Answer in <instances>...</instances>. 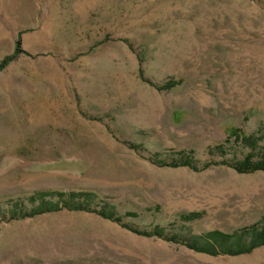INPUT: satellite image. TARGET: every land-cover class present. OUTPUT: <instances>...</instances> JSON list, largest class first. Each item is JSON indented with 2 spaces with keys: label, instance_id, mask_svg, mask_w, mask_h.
<instances>
[{
  "label": "rangeland",
  "instance_id": "374dc122",
  "mask_svg": "<svg viewBox=\"0 0 264 264\" xmlns=\"http://www.w3.org/2000/svg\"><path fill=\"white\" fill-rule=\"evenodd\" d=\"M263 126L264 0H0V264H264Z\"/></svg>",
  "mask_w": 264,
  "mask_h": 264
},
{
  "label": "trees",
  "instance_id": "16d2710c",
  "mask_svg": "<svg viewBox=\"0 0 264 264\" xmlns=\"http://www.w3.org/2000/svg\"><path fill=\"white\" fill-rule=\"evenodd\" d=\"M178 83L174 82H168L166 83L163 88H174ZM262 132L264 133V126ZM235 137L236 142L238 143H244L243 145L247 148L250 149L251 152H253L258 146V142L262 141L263 138H256L255 136L251 137H244L242 135H237L234 136L233 134L231 135ZM219 149V148H217ZM264 150V149H263ZM253 156H246L245 160L237 166V170L239 171H255V170H260L264 169V166L262 164L258 163H252L250 161V158ZM45 199V200H44ZM50 199V198H49ZM49 199L46 200L45 196L44 198H38L36 201L33 198H30V203L35 204L38 203V205H34L36 207H33L34 209L32 210L31 215H35L38 213H41V211H50V210H57V209H70V210H88V211H94L100 215H106V213L103 210H92L91 209V199L88 198L87 200L83 199L82 196L80 195H75V194H58L56 195L55 199L52 201H49ZM206 244L212 248H222V245H224V242L221 241L222 239H225L224 236L218 234V233H211L208 234L205 238Z\"/></svg>",
  "mask_w": 264,
  "mask_h": 264
}]
</instances>
